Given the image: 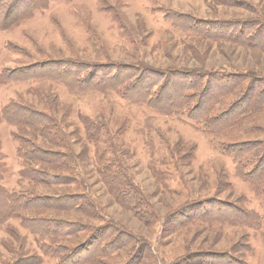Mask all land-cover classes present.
Returning a JSON list of instances; mask_svg holds the SVG:
<instances>
[{
	"label": "rangeland",
	"instance_id": "obj_1",
	"mask_svg": "<svg viewBox=\"0 0 264 264\" xmlns=\"http://www.w3.org/2000/svg\"><path fill=\"white\" fill-rule=\"evenodd\" d=\"M251 1L264 13V0ZM43 2L17 0L9 10H0L4 12L0 16V116L7 106L24 105L45 117L36 115L38 122L33 123L42 128L48 125L47 133L62 130L70 143L62 148L66 157L60 166L70 178L80 175L79 186L40 184L23 177V171L33 165L19 152L20 148L31 150L27 141L55 146L32 127L18 126L7 118L0 121V186L45 195H64L69 189H79L84 195L83 185L92 190L95 209L78 208L74 201H60L61 207L52 203L49 213L54 220L76 223L74 242H85L104 227L100 217L114 218L149 240L152 253L140 252L151 256L147 263L264 264V181L253 186L239 177L237 159L220 147L227 142L240 147L251 140H264V108L252 117L257 128L237 125L212 141L189 113H161L146 104L126 101L112 90L114 86L82 81L90 71L89 63L113 64L117 69L141 65L149 72H172L180 77L195 71L207 73V78L221 72L264 76V49L221 39V29L215 32L212 26L251 19L255 9L232 5L231 0H49L46 8ZM6 11L16 17L14 25ZM239 27L228 26V31L236 32ZM258 37L264 41V31ZM210 92L224 108L239 98H221ZM217 111L215 107L213 113ZM101 116L116 131L127 122L115 155L98 154L97 143L86 134L83 119L94 121ZM71 148L77 153V169ZM187 149L194 152V160L181 159ZM244 156L251 163L255 160L252 154ZM121 158L150 197L154 217L149 223L118 205L99 175L106 161ZM189 204H196L190 216L191 210H183ZM257 215L259 221L254 219ZM7 216H1L0 203V264L60 263L47 252L53 240L59 241L58 236L52 240L42 223L33 228L18 215ZM119 255L126 257L123 252Z\"/></svg>",
	"mask_w": 264,
	"mask_h": 264
},
{
	"label": "trees",
	"instance_id": "obj_2",
	"mask_svg": "<svg viewBox=\"0 0 264 264\" xmlns=\"http://www.w3.org/2000/svg\"><path fill=\"white\" fill-rule=\"evenodd\" d=\"M15 2L17 0H0V10L5 11L10 5L15 4ZM231 2L232 5H239L251 10L255 9V15L251 19L246 18L237 22H218V24H212L214 31L216 28L221 29V36L219 38L233 41L240 46L250 49H264V41L258 37L261 31H264L263 9L251 0H231ZM48 3L49 0H44L42 6L46 5L44 6L46 8ZM2 13L4 14V12H0V16ZM5 15L8 21L14 25L15 21H17L16 17L13 14L10 15L8 11L5 12ZM182 18L188 20V17L185 15H182ZM195 20L197 22V19ZM239 22L241 23V27L238 25ZM220 24L224 28L219 26ZM228 26H234V28L238 26L240 29L236 32H229ZM248 33L252 35L248 36ZM217 34H220V32H217ZM71 63L69 62V64ZM87 68L90 71L82 79L83 83L90 84L93 82L92 84L99 86H114L112 90L117 91L126 101L133 104H146L161 113H189L190 117L196 121L198 127L211 136L212 141L222 138L227 133L235 130L237 125L243 128L248 125L257 128L253 124L254 118L252 117L257 112H262L264 108V76L261 74L250 75L243 74V72H221L213 73L212 77L210 75L207 78V73L199 75L197 71L183 77L175 76L172 72L162 71L163 73H160L157 70L149 72L147 68H141V65H124L117 69L113 64L93 65L89 63ZM63 73L66 75L68 72L64 71ZM73 74V72L69 73V75ZM204 78H206L205 81L201 83V79L203 80ZM220 83L221 85L219 86ZM188 90L190 91L187 92ZM210 91L215 95L219 93L222 96L221 98H227L230 95L239 98L224 108L222 104L214 102ZM175 92L176 94H174ZM212 98L214 103L211 102ZM215 107L218 108V111L213 113ZM17 113H19L18 118H16ZM1 115L0 121L7 118L8 121L18 126L24 128L30 126L32 127L30 130L37 131L48 142L51 140L55 146V148L42 147L33 142L31 143L30 140L27 141L31 150L25 149L27 150L25 152L20 148L19 152H22L26 159L29 158L33 165L23 171V177H28L40 184L79 186L77 179L80 175L77 174V178H70L68 174L63 172L64 170L62 171L60 166L63 158L66 157L62 148L65 144L70 143L68 136L62 134V130L55 134L47 133L49 131L48 125H44L42 128L34 124L38 122L35 116H42V114L24 105L7 106L2 110ZM83 122L86 134L97 143L96 152L98 154L102 153L103 156L109 152H112L110 154L113 155L117 153L121 137L127 129L126 121L122 122L121 126H117V131L114 127H111L109 121L103 116L94 121L83 119ZM27 143L24 144L27 145ZM237 145L227 142L220 146L223 152L233 155L237 159V175L253 186L263 182L264 140H251L243 143L240 147H237ZM178 146L182 145L179 144ZM70 151L73 154L72 156L70 153L73 168L77 169L78 159L76 158L77 161L74 159L77 153L72 148ZM183 153L182 160L186 162L194 160L195 157L192 150H183ZM247 153L255 157L252 163L244 156ZM1 157L3 155L0 151V159ZM46 164H50V166L45 168ZM104 164L105 166L98 172L100 177H103L102 181L107 185V192L112 195L114 201L122 208L131 212L138 220L147 223L152 221L154 214L150 211L154 207L149 203L150 197L139 183L131 177L123 158L108 160ZM74 169L72 172H74ZM259 171L260 173L256 176ZM83 189L84 195L78 193L79 189H69L71 192H66L64 195H58V193L45 195L34 193V191L29 189L24 192L9 191L5 187L0 186L1 216L4 215L5 218H9L7 215H18L33 228L42 223L44 229L48 230L52 240L58 236L59 241L53 240V245L48 247L47 252L58 257L60 260L59 264H151L150 262H146L151 256L140 253L142 250L151 252L153 247H151L149 240L143 234L138 231L134 232V229L128 228L127 225L116 221L114 218L107 220L100 217L106 225L100 227L85 242H74L77 239V233L74 228L76 223L53 219V216L49 213L52 210V203L53 206L58 204L61 207L60 201H74L78 208L87 209L90 207L95 209L97 205L96 200H94V193L84 185ZM200 203L204 204L205 202ZM189 205L191 206L187 208L185 206L183 210H191L188 213L190 216L193 214L192 211L195 210L196 204ZM47 206V209H43ZM243 212L245 213L246 210L243 209ZM88 213L86 210V214ZM253 214L251 213L252 217ZM93 218H96V216H93ZM254 219L256 221L260 220L258 215ZM124 247L126 248L124 251H119ZM122 252L123 256L126 257L119 255ZM114 257H119V261H114ZM27 264L35 263L29 260Z\"/></svg>",
	"mask_w": 264,
	"mask_h": 264
}]
</instances>
